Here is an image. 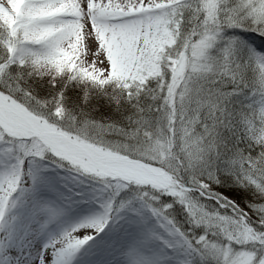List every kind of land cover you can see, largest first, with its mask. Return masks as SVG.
<instances>
[{
  "label": "snow or ice",
  "instance_id": "obj_1",
  "mask_svg": "<svg viewBox=\"0 0 264 264\" xmlns=\"http://www.w3.org/2000/svg\"><path fill=\"white\" fill-rule=\"evenodd\" d=\"M0 264H264V0H0Z\"/></svg>",
  "mask_w": 264,
  "mask_h": 264
}]
</instances>
